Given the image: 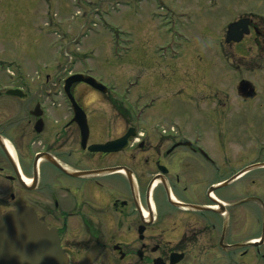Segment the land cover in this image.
<instances>
[{
    "label": "flooded vegetation",
    "instance_id": "flooded-vegetation-1",
    "mask_svg": "<svg viewBox=\"0 0 264 264\" xmlns=\"http://www.w3.org/2000/svg\"><path fill=\"white\" fill-rule=\"evenodd\" d=\"M196 2L235 14L217 45L226 64L255 49L264 68V0ZM241 19L249 33L226 41ZM67 77L0 83V219L33 210L68 264H264V81L211 75L185 92L184 77L170 100L186 106L150 109Z\"/></svg>",
    "mask_w": 264,
    "mask_h": 264
},
{
    "label": "rangeland",
    "instance_id": "rangeland-1",
    "mask_svg": "<svg viewBox=\"0 0 264 264\" xmlns=\"http://www.w3.org/2000/svg\"><path fill=\"white\" fill-rule=\"evenodd\" d=\"M219 9L196 0H0V83L82 74L126 104L150 109L186 106L185 94L172 96L174 82L184 77L185 92L211 75L224 82L246 76L262 85L255 49L239 68L217 52L235 16ZM207 59L214 68L208 70ZM186 104L195 107L194 100Z\"/></svg>",
    "mask_w": 264,
    "mask_h": 264
},
{
    "label": "water",
    "instance_id": "water-1",
    "mask_svg": "<svg viewBox=\"0 0 264 264\" xmlns=\"http://www.w3.org/2000/svg\"><path fill=\"white\" fill-rule=\"evenodd\" d=\"M249 31L248 19L232 22L227 29L226 41L238 42ZM77 81L98 84L82 74L70 75L66 84L69 86ZM241 90H249L247 82L242 84ZM124 141L125 138H120L92 148L114 150ZM175 261L177 259H172L171 263ZM0 264H68V258L60 246L57 231L41 223L33 210L20 207L0 219Z\"/></svg>",
    "mask_w": 264,
    "mask_h": 264
}]
</instances>
